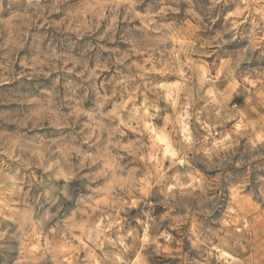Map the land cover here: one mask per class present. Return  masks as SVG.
<instances>
[{
    "label": "clouds",
    "instance_id": "clouds-1",
    "mask_svg": "<svg viewBox=\"0 0 264 264\" xmlns=\"http://www.w3.org/2000/svg\"><path fill=\"white\" fill-rule=\"evenodd\" d=\"M0 264H264V0H0Z\"/></svg>",
    "mask_w": 264,
    "mask_h": 264
}]
</instances>
